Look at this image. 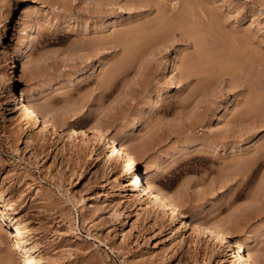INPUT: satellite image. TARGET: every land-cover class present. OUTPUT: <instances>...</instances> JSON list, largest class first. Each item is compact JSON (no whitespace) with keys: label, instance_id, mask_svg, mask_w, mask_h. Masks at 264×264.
<instances>
[{"label":"rangeland","instance_id":"1","mask_svg":"<svg viewBox=\"0 0 264 264\" xmlns=\"http://www.w3.org/2000/svg\"><path fill=\"white\" fill-rule=\"evenodd\" d=\"M195 1L189 4L201 18L194 25L204 21L207 50L214 45L207 52L222 53V61L212 52L199 54L204 63L198 55L204 49L196 50L182 31L160 33L159 10L149 2L0 0V68L8 69L7 45L23 44L37 23L24 84L34 103H51L60 111L53 114L65 123L82 115L87 126L109 134L123 132L144 114L141 126L123 133L140 169L159 166L157 185L174 194L182 209L208 212L232 239H250V255L264 264V0ZM179 2L170 0L168 9L178 12ZM121 59L128 60L126 67ZM198 60L210 74L188 78L186 72L194 68L187 65ZM222 63L229 67H220L226 72L217 68ZM82 72L87 77L75 79ZM220 113L224 118L217 121ZM19 130L11 115L3 116L0 103V208L29 242L40 244L42 264H230L228 244L219 256L227 262L217 260L205 238L196 242L197 232L193 238L190 230L187 236L172 234L170 244V227L158 228L132 205L134 196L118 189L130 175L116 173L105 162L109 153L103 143L93 145L80 136L74 147L60 132L42 140L49 144L42 152ZM251 136L257 138L249 141ZM232 142L230 150L215 149ZM0 240L6 248L0 264H24L12 239L0 233Z\"/></svg>","mask_w":264,"mask_h":264},{"label":"bare ground","instance_id":"2","mask_svg":"<svg viewBox=\"0 0 264 264\" xmlns=\"http://www.w3.org/2000/svg\"><path fill=\"white\" fill-rule=\"evenodd\" d=\"M139 1L141 2V4L146 3L145 5H147V3L149 2L150 3V4H148L149 6L151 5V7H152V5L153 6L155 5V7H157V11L159 10L157 12V13H159V14H157V15H159V20H158V22L156 21V23L158 26L157 28L159 29V31H161L160 33H162V31L165 32L166 30H167L166 32L171 30L173 33H175L174 32L175 30L182 31L184 33V35L186 34V35H188V37L190 39H192V42L193 41L195 42V46H196L195 49L196 50H198V48H200L201 50L204 49L203 52L199 50L198 55L201 54V56H202V54H204V53H205V55L207 54L206 56L211 55L212 51L211 52H207V51H209L210 48L212 49L214 47V45H213V47L212 46L209 47V50H207L208 49L207 44H209V43H207L206 41H207V36H209L207 34H209V33H208V31L204 30V28H202V25H203L202 23L204 21L201 20L202 21V23L200 22L201 27H195L196 23L194 25L195 18H197L198 16L195 17L197 12H195L196 13L195 14L194 10H193L194 7L190 6L191 3L189 4V2H191L192 0L191 1L190 0L189 1L188 0H181V1L180 0H173L174 3H175V1L177 3L179 1L181 2V3L179 2L180 6L178 7V10H179L178 12H176L177 9L173 8V7H171L172 10H171V8L168 9L169 6H172L171 5L172 3L171 4L169 3L170 0H161L163 2L169 1L168 7L165 6L167 4L166 2H165L166 4L165 3L163 4V2H161L160 0H153V2H152V0L151 1L150 0H143V2H142V0H139ZM157 1H158V3H157ZM193 1H195V0H193ZM161 5L164 6V9L166 7L168 11H162L163 6L161 7ZM175 5L178 6V4H176V3H175ZM191 5H194V4H191ZM159 6H160V8H158ZM18 8L21 9V7H18ZM173 9H176V10L173 11ZM169 12H171V13H169ZM205 12H206V10H205ZM199 13H200L199 16L202 15L201 12H199ZM200 18H201V16H200ZM200 18H199V20H200ZM157 19H158V17H157ZM154 20H156V19H154ZM196 20H197L196 22H199L198 19H196ZM208 21L207 22L205 21V23L209 24ZM190 22H193L194 27H193V25H191L192 23L189 24ZM151 25H153V24L151 23ZM198 25H200V24H198ZM150 28H152V27H150ZM18 29H19V26L17 27V30ZM137 30L140 31L141 28H139ZM145 31H146V29H145ZM159 31H156L157 34ZM147 32H149V31H147ZM156 32L154 31L155 34H156ZM37 35H38V24L34 23L30 27L25 38L22 40L23 44L15 45L14 43L10 42L4 50V57H5L4 60L7 62L6 68H8V69L3 70L0 68L1 69L0 70V88H2L4 90V93L1 94V96H0V103H1L2 110H3V116L6 117L7 114L11 115L12 124L13 125L15 124V126L17 124V127L20 126V130L22 131V135H23V132H26V134H29L30 138H32V140H34L33 147L36 150H41L42 152H45L47 150L49 144L47 142H42V140L46 141L49 134L54 135V134H57L60 132H62V133H60V134H62L61 137L63 135L68 137L67 139L70 140L74 144V147H79L78 146L79 144L77 143L76 140L79 139L80 136L89 137V141H91V143L93 142V145H95V144H97V145L101 144L102 145V143H103V146H104L103 149L109 153V156L105 155L106 156L105 162L107 164H109V166H111L112 169H114L116 173H120L123 176L124 175H130L128 180L120 181L118 189L121 192H123L124 195L134 196V198L132 199L133 200L132 205L133 206L136 205V208L141 207L144 210L143 212H146L149 215V217H151V219H154V222L157 223L158 228L166 230L167 227H170V228H168V229H170V234H168V236H167L168 237L167 241H169L170 244H172V239H173V238H171L172 234H173V236L174 235L180 236L182 234H185V236H187V233H188L187 231L190 230V233L188 235L189 238H191V237L193 238V234L196 232L198 233V234L197 233L195 234L196 236L198 235V238L195 239L196 242H197V240H199V243H200V241L202 242V240H204L202 238H205L204 242H206V244L208 242V246L206 248L207 249L210 248L209 249L210 250L209 251L210 256L215 257L217 260L223 261L224 257L221 256L222 259H220L219 256L221 254V250L223 249V246L225 244H228V246L230 248H228L229 250L226 251L225 256H226V259L230 262V264H260L258 261L255 260L254 255H250V250H251L250 239H243V240L232 239L228 229L226 228V226L223 225V223H221L220 220H219V222L221 224L219 222H217L216 219H213L215 217H212L211 219H213V220L211 221V219L208 218V216H209L208 212H207V214H199L197 212V210H195V209H182L181 205L179 204L180 202L178 203L177 197H175L174 194H172V193L170 194L166 190L160 188L157 185L159 178L157 177V175L154 176V171H157L159 166L155 167V169H154L152 165H149L146 168L145 172H143L140 169V161H139L138 156L136 155V151L132 148V146H130L128 143H126L123 140V133L125 131L133 130V129L141 126L144 122V116H145L144 114L142 116H139L138 118H136L134 121L128 123L126 126H124L123 132H121L119 134H109L108 132L103 131V129L100 128L99 126H87V124L84 122L85 118L82 115H76L74 117V120L71 123H69V122L65 123L64 121H62V119L60 120V116L56 115V113L53 114V112L55 110H56V112H59V113H60V111H57L59 109H57L55 106H52L51 103H48V104L47 103H43V104L41 103V105L34 103V97H33L32 91L28 90L24 84H26V81H27L26 66H25L26 65V59L30 58L32 53H33V50H34L33 42H34L35 38L37 37ZM129 36L130 35H128L127 38ZM137 36L135 38H137ZM139 37L142 38V36H139ZM127 38L124 37V39H127ZM135 38H133V39H135ZM142 39H144V38H142ZM136 40H137V42L141 41L140 39L139 40L136 39ZM136 40H135V42H136ZM133 42L134 41H132V43ZM142 42H143V40H142ZM142 42H141V46H142ZM117 43H119V42H117ZM143 44H144V42H143ZM132 45H130V46H132ZM123 46H125V45H123ZM130 46H127V47H130ZM133 46H135V44ZM139 47L136 49L138 50ZM205 48H206V50H205ZM125 50H128V49L126 48ZM128 51H130V50H128ZM212 54H213V52H212ZM220 54L222 55V53H220ZM221 55H217V54L214 55L213 54L211 57H214L215 59L217 57L218 61L219 60L222 61V59L224 57L222 58ZM201 56L199 55V57H201ZM197 58H195V59L197 60ZM199 59L204 62L203 57H201ZM210 59H212V58H210ZM122 60H123V62H125V63H123V65L127 63L126 61H128V60L124 61V59H121V63H122ZM200 60L193 61L192 64H194L195 62L198 63ZM207 61L208 60H206V62ZM203 62H200L201 64L198 63L197 65H192L191 63H189L188 65L191 64L192 66L187 65L186 68L187 69L194 68L190 71V73H189V70L187 71V69H184L185 67H183L181 70L187 71L186 72L187 74H185V75L186 76L188 75V78H189L190 74L192 75L194 73V74L199 75L200 78L203 77V79H205V78H207V76H205V75H209L210 73L207 74V72H209V71L204 70L203 67L205 64H203ZM213 62L215 63V61H213ZM228 62H230V61H228ZM219 63L217 62L216 64L218 65ZM233 63L236 64L235 62H233ZM202 64H203V66H202ZM222 64H224V63H222ZM225 64H227L226 61H225ZM225 64H224V67L219 66L217 68H219V70L221 69L222 72H226L229 67H228V65H225ZM234 64H232V65H234ZM126 66L127 65H124L123 67H126ZM184 66H186V63ZM188 67H191V68H188ZM220 67H222L224 69L226 68V71H224V69H222ZM2 68H4V67H2ZM230 68L232 69L231 64H230ZM231 69H230V71H231ZM203 71H205L206 73ZM182 73L184 74L185 72L182 71ZM180 75H181V72H180ZM86 77H87V72L86 73L82 72L81 74L75 76V79L78 78L77 80H80L81 78L84 79ZM153 97H155V94L151 95V99ZM230 104H231V100L229 99L227 101V104H223V107H228V105H230ZM61 115H62V113H61ZM223 118H224V114L220 113L216 117V120L220 121ZM20 130H19V132H21ZM19 134L20 133H18V135ZM22 135H19V139L22 138ZM256 138L257 137L254 138L253 136H251L249 138V141H253ZM234 146L235 145L232 142L230 144H225L222 147L216 146L215 149L222 148L224 150H230ZM103 152H105V151H103ZM145 175H147V177ZM128 191H131V192H128ZM129 193H131V194H129ZM208 211H212V210L209 209ZM0 216L4 221V222L0 223V225H1L0 233H1V235L5 234V235L9 236L12 239V241L14 242L15 248L18 249L22 255L23 263L24 264H42V260H44L43 259L44 257H42L41 256L42 254L39 253V250L41 249V248L39 249L40 244L38 242L37 243L29 242V240L26 239V237H25L26 235L23 233L24 230L22 231V228L19 226L18 223L17 224L10 223L7 220L6 213L1 208H0ZM181 224H183V225H181ZM155 226H156V224H155ZM199 235H202V237L200 236L201 237L200 238ZM185 238H187V237H185ZM202 244H204V243H202ZM202 246H205V244ZM206 248L204 247V250ZM5 249L3 246L0 245V251H3ZM209 252H207V253H209ZM0 260L2 261V259H0ZM224 261H225V259H224ZM8 262H10V261H8ZM225 262H227V261H225ZM4 263L5 262H3V264ZM1 264H2V262H1Z\"/></svg>","mask_w":264,"mask_h":264}]
</instances>
